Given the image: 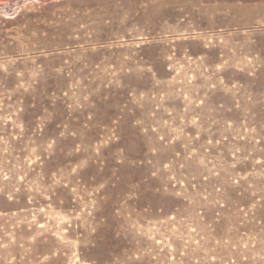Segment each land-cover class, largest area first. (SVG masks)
<instances>
[{"label":"rangeland","instance_id":"rangeland-1","mask_svg":"<svg viewBox=\"0 0 264 264\" xmlns=\"http://www.w3.org/2000/svg\"><path fill=\"white\" fill-rule=\"evenodd\" d=\"M0 264H264V0H0Z\"/></svg>","mask_w":264,"mask_h":264}]
</instances>
